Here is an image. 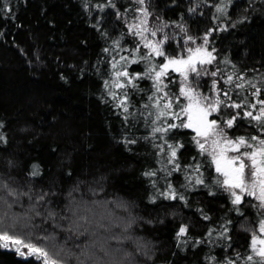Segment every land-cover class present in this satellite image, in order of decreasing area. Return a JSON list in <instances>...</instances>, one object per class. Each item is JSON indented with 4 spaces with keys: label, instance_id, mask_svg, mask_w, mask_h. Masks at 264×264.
I'll return each mask as SVG.
<instances>
[{
    "label": "trees",
    "instance_id": "1",
    "mask_svg": "<svg viewBox=\"0 0 264 264\" xmlns=\"http://www.w3.org/2000/svg\"><path fill=\"white\" fill-rule=\"evenodd\" d=\"M135 11L0 0V264H263L262 212L229 198L185 125L177 75L158 81L162 58L138 48ZM148 12L171 31L165 55L180 38L212 52L203 93L231 137L261 131L264 0H148Z\"/></svg>",
    "mask_w": 264,
    "mask_h": 264
},
{
    "label": "rangeland",
    "instance_id": "2",
    "mask_svg": "<svg viewBox=\"0 0 264 264\" xmlns=\"http://www.w3.org/2000/svg\"><path fill=\"white\" fill-rule=\"evenodd\" d=\"M132 1L136 4V11L131 27L135 31L138 43L137 46L138 48L141 47L146 54L154 58H162L163 62L156 74V79L158 81L165 79L169 72L177 75L178 89L185 103V108L182 109L185 125L191 129L188 115L191 113L193 107L204 110L208 116L212 115V118H214L215 114L213 113H216L218 110L217 103L212 100L211 94L204 95L203 93L202 85L204 83L202 80L204 78L203 72L205 71V67L201 66L212 61V52L205 46L190 47L187 49L185 47H189L188 44H184L185 41H181L182 38H180L179 44L175 43L176 45L174 46L175 55L172 57L168 54L165 55V50L170 46L168 35H166L165 32H171L170 29H159L161 22L155 17H152L148 12V0ZM171 42L174 44V39H172ZM136 49L137 47L134 49L133 53H135ZM168 51L171 52V49ZM176 62H183L186 64V67L178 73H175L170 66ZM125 75V69L120 68L116 72V85L119 86L123 83L122 81H124ZM252 105L257 111V117L252 119H261L262 124L259 125V130L262 132L253 134L250 133L249 130H245L241 132L239 138L231 137L229 134V120H221L218 115V117L215 116L216 118L212 119L214 124L208 133L201 137L197 136V145L209 155L215 171H218V164L222 158L234 159L245 166L247 172L245 182L237 189L238 192L233 188H228V192L232 195H237L239 193L238 195L240 196L243 192L249 196L250 193H254L256 199L259 201L262 219L258 224L255 235L251 239V248L254 255L259 257L261 255L260 242L264 238V100H254ZM236 132L237 130L235 133ZM225 181L227 180H223L222 178L223 184ZM72 214L76 217L73 211ZM93 225L94 223H92V226H88L92 229ZM93 229L95 228L93 227ZM93 247L94 244H91L92 250H95ZM96 247L98 246L96 245Z\"/></svg>",
    "mask_w": 264,
    "mask_h": 264
},
{
    "label": "water",
    "instance_id": "3",
    "mask_svg": "<svg viewBox=\"0 0 264 264\" xmlns=\"http://www.w3.org/2000/svg\"><path fill=\"white\" fill-rule=\"evenodd\" d=\"M175 73L183 70L186 67V64L183 62H176L170 66ZM210 117L204 110H196L195 107L191 109V113L188 115V119L191 123V130L194 131L198 135H206L214 121L209 119ZM219 169L223 171L225 174L230 176V185L238 186L241 181L242 172L241 167H233L231 161L222 160L220 163ZM239 172V173H238ZM262 253L264 254V243L262 244Z\"/></svg>",
    "mask_w": 264,
    "mask_h": 264
},
{
    "label": "flooded vegetation",
    "instance_id": "4",
    "mask_svg": "<svg viewBox=\"0 0 264 264\" xmlns=\"http://www.w3.org/2000/svg\"><path fill=\"white\" fill-rule=\"evenodd\" d=\"M196 110H199V109H197V108H195ZM208 115V114H207ZM209 119H214V118H212V115H209ZM254 120H258L259 121V125H261L262 123H261V119L260 118H258V119H254ZM196 136H198V137H201V135H198V134H196L194 131H192ZM249 132L250 133H253V134H256V133H259V132H262V131H251L250 129H249ZM204 136V135H203ZM222 160H227V161H231L232 162V166L233 167H241L242 168V172L240 173V175H241V181H240V184L238 185V186H236V185H230L229 184V182H230V176H228L227 174H225L223 171H221L220 169H219V167H220V163H221V161ZM239 165V166H238ZM214 168V167H213ZM215 170V169H214ZM219 171V172H218ZM218 173H219V175H221L222 176V178H223V180L224 179H226L227 181H225L224 182V187H225V190H226V193L229 195V198L233 201V202H237V203H239V204H243L244 202H249V201H251V202H254L255 204H257V207H258V209L261 211V209H260V204H259V201L256 199V197H255V194L254 193H250V196L249 195H247L246 193L244 194V192H243V194L240 196V195H232L230 192H228V188H233V189H239L241 186H242V184L245 182V177H247V172H246V170H245V166L242 164V163H239V161H235L234 159H231V158H222L220 161H219V164H218ZM239 173V172H238ZM246 190V189H245ZM237 192H238V190H237ZM240 196V197H239ZM264 243V238H263V240L260 242V251H261V255L258 257L257 255H254V256H256V257H258L259 259H261L262 260V263L264 264V254L262 253V244ZM253 254H254V252H253Z\"/></svg>",
    "mask_w": 264,
    "mask_h": 264
}]
</instances>
